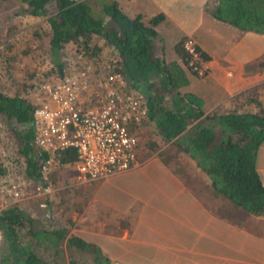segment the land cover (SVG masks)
<instances>
[{
	"label": "trees",
	"instance_id": "1",
	"mask_svg": "<svg viewBox=\"0 0 264 264\" xmlns=\"http://www.w3.org/2000/svg\"><path fill=\"white\" fill-rule=\"evenodd\" d=\"M6 1L15 2L16 17H46L50 59L60 71L64 68L60 56L67 43H76L77 52L91 53L94 63L104 62L102 46L96 40L92 43L93 39H103L109 49V66L122 73L128 89L141 90L145 95L147 112L134 126L138 135L142 125L148 127L142 142L139 135V157L140 144L155 149L173 142L207 172L216 191L243 209L264 215V185L256 168V152L264 141V110L205 112L199 95L182 91L188 76L181 62L167 61L162 49L154 53L158 37L155 25L163 18L162 13L145 22L140 13H125L117 0H0ZM207 4L220 21L242 30L264 32V0H209ZM182 42H176L174 48L185 63ZM31 88L32 82L27 90ZM33 98L10 94L0 87V116L8 124L6 132L16 140L17 154L24 159V174L39 182V168L48 154L34 142ZM59 156L63 161L73 160L74 149H65ZM4 172L0 160V175ZM36 220L19 203L0 210L2 264H52L34 249L48 246L58 252L63 241L66 248L82 256L78 260L68 255L69 264L109 263L97 244L68 233L65 227L43 229ZM24 236L29 243H24Z\"/></svg>",
	"mask_w": 264,
	"mask_h": 264
},
{
	"label": "crops",
	"instance_id": "2",
	"mask_svg": "<svg viewBox=\"0 0 264 264\" xmlns=\"http://www.w3.org/2000/svg\"><path fill=\"white\" fill-rule=\"evenodd\" d=\"M117 1L125 13H140L145 22L163 14L155 25L154 53L162 49L167 61L181 62L188 76L181 90L199 95L205 112L264 110V59L250 30L220 21L210 11L205 16L202 7L209 0ZM192 2L198 6L196 15L184 11L193 8ZM143 5L158 9L149 11ZM166 20L184 30L171 29ZM186 37H193L203 53L208 66L203 76L193 73L175 51L174 44ZM139 159L135 169L113 174L97 186L98 205L87 212L89 224L75 229L99 246L109 257L108 264H264V215L253 214L216 191L196 164L183 166L187 172L183 176L158 157ZM256 168L264 185V141L256 152ZM41 204L47 210L48 204ZM52 251L42 258L63 264ZM62 260L69 264V258Z\"/></svg>",
	"mask_w": 264,
	"mask_h": 264
},
{
	"label": "built area",
	"instance_id": "3",
	"mask_svg": "<svg viewBox=\"0 0 264 264\" xmlns=\"http://www.w3.org/2000/svg\"><path fill=\"white\" fill-rule=\"evenodd\" d=\"M182 47L187 67L198 76L206 74L208 66L197 41L186 37ZM82 56L83 50L77 58ZM62 63L60 71L51 59L40 60L32 80L34 142L48 154L39 168L41 179L32 193H24L20 186L25 177L14 178L21 169L2 156L5 172L0 175V210L8 202L49 195L53 190L50 176L57 168H72L81 181H101L141 163L139 136L133 125L141 122L147 112L144 93L128 89L122 73L108 62H101L99 69L90 61L80 68L63 58ZM68 148L74 149V159L63 161L59 153ZM3 238L0 229V264Z\"/></svg>",
	"mask_w": 264,
	"mask_h": 264
},
{
	"label": "rangeland",
	"instance_id": "4",
	"mask_svg": "<svg viewBox=\"0 0 264 264\" xmlns=\"http://www.w3.org/2000/svg\"><path fill=\"white\" fill-rule=\"evenodd\" d=\"M121 3H123V0ZM191 6L193 8H188L184 11L190 15L198 14V6L194 2L191 3ZM142 9L157 11L158 6L148 7L143 5ZM14 11L15 2H0V87L10 94L18 92L34 97L35 90L32 88L30 90L27 89L33 78L36 77L38 62L44 58L49 60L51 58L48 48L50 30H44L45 26H47L44 15L37 17L27 15L16 17L13 14ZM202 12L205 16H209V8L206 4L202 7ZM215 22L220 23L217 20ZM165 24H168L173 30H184L183 27L172 20H166ZM205 24L206 21L204 18L202 20V28L205 27ZM220 24L226 26L228 28L227 30H235L231 29L234 27H231L229 24ZM250 31L251 34L249 36L252 40L256 41L257 51L262 60L264 59V32ZM95 40L104 50L102 60L107 62L109 49L106 48V44L102 38L93 39L92 43ZM76 47V43H67L61 53V59L63 58L65 62L75 63L78 68L88 61L92 62L97 69L103 65L101 62L94 63L93 57L90 56L91 53H84L85 56L77 58L80 51L77 52ZM169 51L170 48L167 49V54ZM101 69L104 70V67H101ZM5 126H8V124L0 116V158L2 156L6 158L7 156V158L12 159L18 165V170L21 169V171L16 173L14 178L21 179L24 176L25 183L20 186V190L24 193H32L37 182H33L30 177L24 174V159L20 154H17L16 140L6 132L8 129ZM147 128L146 125H142L141 130L137 129L140 133V138ZM139 149V155L142 159L147 160L149 157H158L164 164H168L171 169L182 172L183 176H185V173L187 174L183 166H189V164L192 167L195 166V159H191L189 153L176 147V144L173 142L166 143L162 147L155 149H150L148 146L140 144ZM131 170L129 169L127 171ZM203 172L210 177L207 172ZM50 181L53 190L49 195H45L49 216H47V210L41 204L44 201V197L41 196H32L12 202L5 200V202H8V205L19 203L25 212L38 219L36 220L37 226L43 229L65 227L68 233H75V229H78L81 224L83 225V222L88 225L90 221L88 220L87 212L92 211L98 205V202H94L95 189L97 186H101L104 180L81 181L76 177V173L72 168L61 167L53 171L50 176ZM0 203H3L2 196H0ZM3 207H6L5 204ZM23 241L24 243H29L25 236L23 237ZM34 250L40 257H49L48 255L53 252L52 248H48V246L36 247ZM55 254H57L55 255V259L63 264L68 263L66 260H62V258H68V255L71 254L78 260H82V256L77 251L69 250L65 247L64 241L60 245L58 253Z\"/></svg>",
	"mask_w": 264,
	"mask_h": 264
}]
</instances>
